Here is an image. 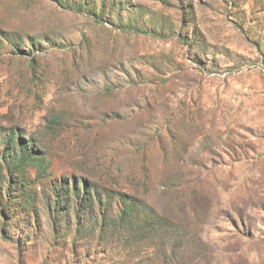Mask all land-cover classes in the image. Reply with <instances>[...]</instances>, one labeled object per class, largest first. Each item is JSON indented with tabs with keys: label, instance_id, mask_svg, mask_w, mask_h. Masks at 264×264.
I'll use <instances>...</instances> for the list:
<instances>
[{
	"label": "rangeland",
	"instance_id": "1",
	"mask_svg": "<svg viewBox=\"0 0 264 264\" xmlns=\"http://www.w3.org/2000/svg\"><path fill=\"white\" fill-rule=\"evenodd\" d=\"M116 193L195 262L264 264V0H0V264L158 262L100 235Z\"/></svg>",
	"mask_w": 264,
	"mask_h": 264
},
{
	"label": "trees",
	"instance_id": "2",
	"mask_svg": "<svg viewBox=\"0 0 264 264\" xmlns=\"http://www.w3.org/2000/svg\"><path fill=\"white\" fill-rule=\"evenodd\" d=\"M131 31V30H130ZM136 34L150 35L149 31L143 30H134ZM31 144L24 143L23 145V158L28 159L27 163L31 164L37 160V154L30 150ZM110 194H113L110 192ZM118 195V196H117ZM117 201L120 199V205L118 206V210L116 214H104V211L101 208L100 217L103 219L104 226L101 229L100 235L106 237L112 231V229H117V231H124L127 235V238H136L138 241L141 240H152L158 238H164L168 240V243H164V241L158 245L157 257L158 262L154 264H201L200 262H195V260L191 259L190 249L184 248L181 243L177 240L171 242V235L177 236V231L175 224L171 222L170 219H166V226H162V218L156 214V212L152 209L150 205L147 204L144 200L131 196L126 193H116ZM84 200L86 201L88 198L91 199V193L89 188H86L85 194L83 195ZM119 197V198H118ZM62 198L60 196H56L54 198V202L57 206L62 204ZM102 203V201H101ZM84 218V216H83ZM82 216H77V233H82L84 230ZM87 223V220L85 221ZM164 233L162 229H164ZM176 229V230H175ZM167 231L171 232L170 234ZM119 233L117 232V235ZM162 235H165L162 237ZM185 241L184 238H181Z\"/></svg>",
	"mask_w": 264,
	"mask_h": 264
}]
</instances>
